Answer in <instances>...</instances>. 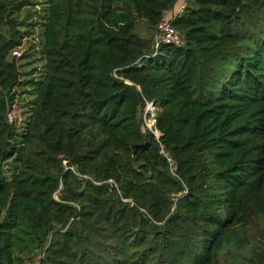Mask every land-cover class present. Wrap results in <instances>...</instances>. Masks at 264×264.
Wrapping results in <instances>:
<instances>
[{"label":"trees","instance_id":"trees-1","mask_svg":"<svg viewBox=\"0 0 264 264\" xmlns=\"http://www.w3.org/2000/svg\"><path fill=\"white\" fill-rule=\"evenodd\" d=\"M180 1L0 0V264H264V0Z\"/></svg>","mask_w":264,"mask_h":264},{"label":"built area","instance_id":"built-area-1","mask_svg":"<svg viewBox=\"0 0 264 264\" xmlns=\"http://www.w3.org/2000/svg\"><path fill=\"white\" fill-rule=\"evenodd\" d=\"M186 5V0H181L176 8V10L171 14H165L160 22L158 23L156 27V32L154 34V40H153V48L155 51L158 50L160 45H170V46H182L183 45V39L180 35V33L173 27L174 20L181 16L184 12ZM13 56H17V52H13ZM155 57V56H154ZM153 57V58H154ZM113 76L116 78L115 73ZM158 112V108L153 103H146L145 108L143 110L142 114V121L144 127L156 138H160V134L157 131L155 127V117ZM9 122H15L16 119H14L12 112L7 115ZM159 154L166 157L164 154V151L161 147ZM167 161L170 165V169L172 170V160L169 157H166Z\"/></svg>","mask_w":264,"mask_h":264},{"label":"rangeland","instance_id":"rangeland-1","mask_svg":"<svg viewBox=\"0 0 264 264\" xmlns=\"http://www.w3.org/2000/svg\"><path fill=\"white\" fill-rule=\"evenodd\" d=\"M39 2L42 3L43 0H39ZM36 10H37V14L33 18L35 19V21H37V20L40 21L41 18H39L38 15L43 13V6L38 5L36 7ZM42 21H40V24H38V26L30 34L27 35V37L24 39V41L22 43V47L20 49L15 50V52L18 53V55L15 57H19L24 52H28V53L30 52L31 53L30 57L27 58V60H25V61H29L30 64L21 68L22 73H29V71H31V69L34 67L37 68L38 71L41 69L42 62H41V60H38L39 54L37 53V51L40 49L39 41H40V34H41V30H42V26H41ZM27 22H30V20H27ZM137 30H138V33L140 35H142V36L146 35L147 29H146V26H144L142 22H139ZM31 44L36 46V52L35 53L30 51L29 46ZM39 76H40V74H39V72H37L35 74V77L39 78ZM28 78H30L29 74H24L22 77L23 80L28 79ZM30 89L31 88H27L28 91ZM22 90H24L23 86L16 88L17 101H16V104H15V107H14L12 114H13L14 119H16V121H15L16 124L23 126L25 121H26V116L28 115L27 114V111L29 110L28 103L33 100V97L29 93L21 94L20 92ZM8 176L9 177L11 176L10 171H8ZM35 261H36V259H35Z\"/></svg>","mask_w":264,"mask_h":264}]
</instances>
